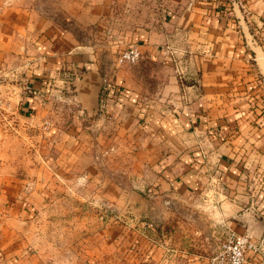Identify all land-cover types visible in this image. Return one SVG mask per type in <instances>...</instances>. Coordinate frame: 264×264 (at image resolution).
<instances>
[{"label":"crops","instance_id":"crops-1","mask_svg":"<svg viewBox=\"0 0 264 264\" xmlns=\"http://www.w3.org/2000/svg\"><path fill=\"white\" fill-rule=\"evenodd\" d=\"M136 1H61L67 19L114 27L117 48L138 46L135 64L111 72L99 45L0 0L2 233L64 204L88 234L94 201L130 217L131 242L103 225L98 238L113 241L78 249L40 237L37 264H209L232 234L258 246L244 264H264V0ZM61 72L60 103L47 93Z\"/></svg>","mask_w":264,"mask_h":264},{"label":"rangeland","instance_id":"rangeland-1","mask_svg":"<svg viewBox=\"0 0 264 264\" xmlns=\"http://www.w3.org/2000/svg\"><path fill=\"white\" fill-rule=\"evenodd\" d=\"M62 0H16V2L20 3L23 6H26L28 8H31L30 11H32L34 14H38L39 16L42 15L44 18V23L49 22L51 25V21L55 26H52L51 28H57L59 31L64 33V37L67 35H71L72 38H75L79 44H88L90 43L91 46L95 47L100 46V52L102 53L101 59L98 57L99 61L104 63L108 67V71L113 72L115 67L116 68H123L129 65L124 66H115V58L118 52L122 48L123 44H121L118 48L116 44H113L111 40H113V34L110 32L108 33V30H112L114 27L111 26H102L98 24L97 21L89 24V25H81L80 20L76 18L67 19L64 14V10L61 8V2ZM158 0H141L136 1L134 6L138 7V9L143 8V5H149V6H155ZM140 12V11H139ZM104 23L103 21H101ZM106 24V22H105ZM48 26V25H47ZM49 27V26H48ZM50 28V27H49ZM120 28V27H119ZM123 26L121 27V30L118 29V31H122ZM125 29V28H124ZM119 34V32H118ZM62 34L58 33V36H61ZM125 35L121 32V36ZM119 39V38H114ZM121 40L123 37L120 38ZM126 48V47H125ZM64 76V74L61 73H55V76L48 77L49 79V85H48V95H51L55 98L57 102L61 103V99H59V91L57 90L56 82H54V78L56 77ZM51 90H50V88ZM53 88V90H52ZM51 93V94H50ZM55 93V94H54ZM1 98V97H0ZM63 101V100H62ZM1 109V107H0ZM55 111L57 112V109L55 107ZM62 112H65V108L62 110ZM58 115V116H57ZM59 118V114L55 113L53 118L56 119ZM55 122V123H56ZM58 123V122H57ZM75 125L78 128H81L82 122L79 121L75 123ZM38 136V135H37ZM60 140V139H59ZM97 141V142H96ZM65 139L63 138L61 140V143L59 145H65ZM100 144L98 139H95V145ZM63 153V151H62ZM71 156L68 154H61L59 151V161L63 160V157ZM97 154H94L95 162L97 160ZM77 200L75 197L72 200V202H69V207L72 209H77V206L80 208L81 203L78 205ZM87 203V212L88 216L86 217L87 223L89 226V232L88 234L85 233V230L81 229V219L80 217H76V213L71 217H65L66 214L65 211H61L60 208H64V204L61 206H55L53 211L42 213L39 218L37 219V213L34 215H31L28 217L27 221H18V223H15L14 221H10V225L8 229L13 230L14 234L10 237H6L5 234L2 233L1 226H0V264H37V240L45 241V242H51V241H73L78 244V248H83V245H93L95 243H98L99 241L108 242L113 241L111 240V237L113 235H106L105 239L103 236L101 238H98L99 234L97 232L100 230L101 225L105 227V232L113 230V227H121L120 233H117L116 240L122 241L124 244H128L131 242L132 237L128 231V226L130 225V217H121L126 223L120 221V211L117 209H113L110 206H107V204L99 203V202H85ZM77 210H74V212ZM114 217V218H113ZM117 217V218H116ZM38 220V223H37ZM145 224V223H144ZM73 226L72 232L66 233L67 231L64 229L66 226ZM127 225V227H126ZM37 226H40L41 228V234L37 235ZM118 228V227H117ZM22 234L23 239H19V234ZM9 236V235H8ZM39 236V238H38ZM220 239H218L219 242ZM8 245H5V242ZM4 242V243H3ZM82 243V244H81ZM20 244V245H19ZM218 244V243H217ZM7 246H10V250H6ZM84 249L77 250V252L83 254L85 253ZM214 251V250H213ZM212 251V252H213ZM207 253L211 251H206ZM211 252V253H212ZM210 255V254H209ZM208 257V256H207ZM209 259V258H207Z\"/></svg>","mask_w":264,"mask_h":264},{"label":"built area","instance_id":"built-area-1","mask_svg":"<svg viewBox=\"0 0 264 264\" xmlns=\"http://www.w3.org/2000/svg\"><path fill=\"white\" fill-rule=\"evenodd\" d=\"M141 57L140 50L136 44L120 50L115 58L118 66L135 64ZM109 84L103 79V91L107 90ZM247 251H258L249 236L232 234L219 240L216 249L209 257V264H244Z\"/></svg>","mask_w":264,"mask_h":264}]
</instances>
